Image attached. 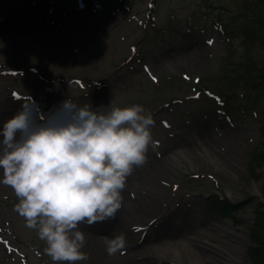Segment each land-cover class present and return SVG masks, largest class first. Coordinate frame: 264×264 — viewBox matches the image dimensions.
Instances as JSON below:
<instances>
[{"label": "rangeland", "instance_id": "374dc122", "mask_svg": "<svg viewBox=\"0 0 264 264\" xmlns=\"http://www.w3.org/2000/svg\"><path fill=\"white\" fill-rule=\"evenodd\" d=\"M245 1L0 0V128L26 105L42 119H63L67 100L105 112L138 104L153 115L155 145L127 179L122 214L107 220L106 232L87 229L125 241L111 264H143L138 248L153 254L152 264H233L238 238L248 245L237 251L239 264H254L249 234L264 204V163L253 168L251 159L261 144L264 88L239 87L232 100L213 85H232L223 79L241 78L249 62L264 71L263 46L232 28L225 38L215 25L230 27ZM204 87L233 102L230 113ZM213 194L237 206L231 218L207 206ZM154 200L159 212L147 217L142 209ZM17 203L0 182V264H53ZM206 229L223 247L190 243Z\"/></svg>", "mask_w": 264, "mask_h": 264}, {"label": "clouds", "instance_id": "9594fccd", "mask_svg": "<svg viewBox=\"0 0 264 264\" xmlns=\"http://www.w3.org/2000/svg\"><path fill=\"white\" fill-rule=\"evenodd\" d=\"M60 110L64 118L53 121L26 105L3 123L0 182L14 191L15 210L53 264H77L88 259L79 226L115 218L128 177L155 145V120L138 104L105 112L67 100Z\"/></svg>", "mask_w": 264, "mask_h": 264}, {"label": "trees", "instance_id": "16d2710c", "mask_svg": "<svg viewBox=\"0 0 264 264\" xmlns=\"http://www.w3.org/2000/svg\"><path fill=\"white\" fill-rule=\"evenodd\" d=\"M244 11L239 15L229 16L230 22L227 26L222 20L220 21V27L222 32H227L229 28L236 30L237 33L245 40L251 42H257L264 47V0H247L243 2ZM217 21V22H219ZM241 66V65H240ZM244 75L235 79L234 77L223 79L224 84H232L220 88L215 83L216 89L219 92L234 96L233 90L243 87V90L249 91L262 90L264 88V71L258 69L253 63H248L244 67ZM252 167L264 163V121L261 126V144L260 147L254 151L252 159ZM208 205L212 210L219 211L221 215L231 217L237 211V206L217 194L210 197ZM264 204H259L256 209L255 221L251 228L250 239L255 245L251 249V258L254 264H264Z\"/></svg>", "mask_w": 264, "mask_h": 264}, {"label": "bare ground", "instance_id": "6f19581e", "mask_svg": "<svg viewBox=\"0 0 264 264\" xmlns=\"http://www.w3.org/2000/svg\"><path fill=\"white\" fill-rule=\"evenodd\" d=\"M9 41V40H7ZM0 179L2 180V171H0ZM158 185H153L151 188L154 189L156 188ZM156 190H158V188H156ZM163 195V194H161ZM164 196V195H163ZM158 199V197H157ZM157 200L152 201L151 203H147L146 205H144L142 211L144 215L150 216H156L159 212V205L156 202ZM93 226V225H92ZM109 224L107 223V220L104 222H100L99 224L94 225L93 227H89L87 228L88 230H93L96 233L98 232H106L107 229L106 227H108ZM85 229V234H86V239H87V243L86 246L84 247L83 251L87 254L88 259L84 260L85 264H111L112 261L114 259H116L117 254H118V246L121 245V242H123L124 240H121L118 236H113L110 237L109 239L105 240L103 237L95 235V234H91L88 232V230ZM94 233V232H93ZM213 238H217V234L212 233L210 230H205V235L201 236L200 238H198L197 235L190 237V243H194V244H198L203 242L205 245L209 246V247H215V248H221L223 247V245H220L219 243L213 241ZM118 241V242H116ZM239 241V245H236V248H238L239 252L243 254V252H245L247 250V243L245 241H243L242 239L238 238ZM125 242V241H124ZM113 244L115 246H117V251L114 254H109L107 251V248L109 246V244ZM180 242L176 241L175 243H172L171 246L176 247V245H180ZM126 244V243H125ZM155 247L158 246L157 243L153 244ZM160 247V246H159ZM213 248L212 251H210V255L206 258V261L208 262H215V258H216V249ZM122 249V248H121ZM136 249L134 252V255L137 259L138 258H145V256H147V261L144 262L143 264H152V258H153V254L148 253V255L145 254V251L143 250H139ZM238 250L233 251V255L232 257H234L233 260V264H239L243 261V257L241 255L238 254ZM179 259V258H178ZM179 261V260H177ZM196 261V262H195ZM194 262L199 264L197 260H195ZM180 262V261H179ZM137 262H135L133 259L130 260V262H127L126 264H135ZM181 264V262H180Z\"/></svg>", "mask_w": 264, "mask_h": 264}, {"label": "snow or ice", "instance_id": "6c2138e0", "mask_svg": "<svg viewBox=\"0 0 264 264\" xmlns=\"http://www.w3.org/2000/svg\"><path fill=\"white\" fill-rule=\"evenodd\" d=\"M153 79H155V78L153 77Z\"/></svg>", "mask_w": 264, "mask_h": 264}]
</instances>
